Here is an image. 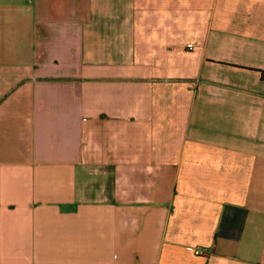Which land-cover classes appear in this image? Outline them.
Segmentation results:
<instances>
[{"label": "crops", "instance_id": "obj_1", "mask_svg": "<svg viewBox=\"0 0 264 264\" xmlns=\"http://www.w3.org/2000/svg\"><path fill=\"white\" fill-rule=\"evenodd\" d=\"M0 264H264V0H0Z\"/></svg>", "mask_w": 264, "mask_h": 264}]
</instances>
